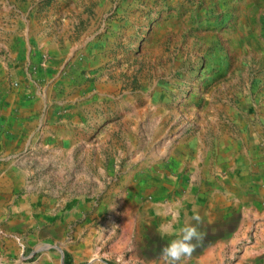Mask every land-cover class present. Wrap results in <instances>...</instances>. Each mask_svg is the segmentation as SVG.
<instances>
[{
    "label": "rangeland",
    "instance_id": "374dc122",
    "mask_svg": "<svg viewBox=\"0 0 264 264\" xmlns=\"http://www.w3.org/2000/svg\"><path fill=\"white\" fill-rule=\"evenodd\" d=\"M264 264V0H0V264Z\"/></svg>",
    "mask_w": 264,
    "mask_h": 264
},
{
    "label": "clouds",
    "instance_id": "9594fccd",
    "mask_svg": "<svg viewBox=\"0 0 264 264\" xmlns=\"http://www.w3.org/2000/svg\"><path fill=\"white\" fill-rule=\"evenodd\" d=\"M191 219L195 221V224L188 223L176 228L174 223L178 222V217L174 215L172 221L163 226L164 233L174 237L161 248L160 259L163 264H178L181 260L191 257L202 245L205 236V233L199 228L203 222L202 217L197 213ZM107 258L106 253L97 249L91 253L88 264H103ZM117 264H128V262L123 256H120L117 258Z\"/></svg>",
    "mask_w": 264,
    "mask_h": 264
},
{
    "label": "trees",
    "instance_id": "16d2710c",
    "mask_svg": "<svg viewBox=\"0 0 264 264\" xmlns=\"http://www.w3.org/2000/svg\"><path fill=\"white\" fill-rule=\"evenodd\" d=\"M64 263L65 264H71V262H70V255L66 251H64ZM110 264H113V263L110 262Z\"/></svg>",
    "mask_w": 264,
    "mask_h": 264
}]
</instances>
